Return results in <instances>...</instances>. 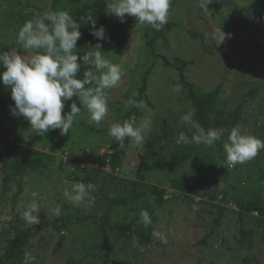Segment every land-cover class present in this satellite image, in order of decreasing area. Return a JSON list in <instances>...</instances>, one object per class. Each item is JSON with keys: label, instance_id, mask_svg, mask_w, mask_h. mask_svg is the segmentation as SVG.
Wrapping results in <instances>:
<instances>
[{"label": "trees", "instance_id": "16d2710c", "mask_svg": "<svg viewBox=\"0 0 264 264\" xmlns=\"http://www.w3.org/2000/svg\"><path fill=\"white\" fill-rule=\"evenodd\" d=\"M48 1L0 0V52L15 49L29 56L32 52L26 53L17 43L18 31L25 21L35 20L48 11L66 10L80 23L81 37L76 49L80 56L88 51H95L94 46L97 43L101 44L102 55L108 60L113 55L122 54L130 41L132 30L137 29L138 26L142 31L141 49L143 50L140 56L144 57L141 64L143 69L138 77L132 80L134 91L124 96L125 101L120 102V106L113 105V111L117 116L115 123L122 124L124 120H130L137 125L141 108L136 106L137 103L142 105L146 103L155 111L161 110L162 105L152 103L147 94L151 84V74L161 64L164 68L179 71L177 81L172 77H168L167 80L185 91V101L182 100V103L186 106L176 114L172 108L168 109L164 116L167 118L166 122H162L165 119L162 118L163 116L162 119L159 118L160 121L154 122L135 180H127L121 176L124 173L122 165L128 148L134 146L133 142L126 138L121 146L107 134L106 151L99 163L102 168L88 166L80 170L89 177L88 182H84L85 186L90 183L94 188V199L90 202L92 211L87 213L82 208L72 211L71 206L62 205L63 210L59 216L50 221L31 226L11 222L9 230L4 229L0 232V245L6 243L3 253L0 254V264H23L26 252L31 253L35 248L45 250L47 242L43 237L44 229H51L58 234V241L53 248L54 255L64 250L69 236L72 235L71 247L83 257L72 256L66 264H84L86 261L88 264H99V262L130 264L131 258L127 260L115 257L114 252L118 250L126 253L127 256L129 250L131 252L132 249L159 245L154 238L157 215L169 189L180 193L189 202L199 199L198 202L211 207L208 214L213 217L212 228L198 245L207 246L212 238L219 237L224 220L232 211L238 215L240 224L234 236L236 244L248 251L254 249L256 238L259 237L258 228L264 229V150L246 164L227 167L223 143L227 141L228 133L235 126H239L244 133L252 127L254 128L252 135L264 139V123L260 122L264 119V77L256 78L258 72L255 77H247L246 73L248 69L252 70V64H244L247 68L236 73L237 81L234 88L239 90L237 97L235 92L227 95L224 83L210 91H205L195 82L188 80L182 67L175 63V57L170 56L171 39L176 37L165 31L167 23L161 31H156L150 25H140L132 16H127L125 22L121 23L115 15L106 13V0ZM182 1L172 0L170 15L179 8ZM28 10L33 13H27ZM212 15L218 16L225 28L248 35L252 41L248 46V57L256 63L257 70L264 71V0H256L253 18L249 23L238 21L223 10L220 4H214ZM95 21L96 28L104 26L106 30L107 38L103 41H98L91 35L93 31L91 23ZM188 34L192 39L201 41V47L204 49L202 57L212 55L218 50L215 45L207 43L204 33L189 29ZM165 45L168 50H165ZM91 47L93 48L90 49ZM4 70L0 67V71ZM86 70L91 71L93 76L99 75V73L96 75L95 68L82 65L78 78L82 79ZM243 89H247V92ZM109 91L106 90L107 95ZM73 99L80 106L77 98L73 97ZM71 103L72 101L66 103L65 113L70 111ZM13 108L11 88L0 82V197L6 198L13 188H16L11 198L12 209H15L20 197L25 193V185L29 177L49 178L52 175L57 158L54 151L46 152V148L56 149L57 145L62 143L71 150L74 144H67V138L56 141L55 135L59 134V129L49 131L45 136L34 132V139H29L30 123L22 116H14ZM193 109H195L193 119L205 130L208 128L227 130L221 141L211 147L195 143H176V138L181 132H185L191 138L192 131L181 122L179 117L190 113ZM86 112L88 113L86 109L81 108V115L76 120ZM257 112H260L261 116L256 114ZM82 124L85 125V122L83 121ZM101 128V124L99 126L92 124L90 129L85 128L84 132L87 135L92 133L89 135L97 137L95 135L101 133ZM36 145L40 146V149L36 148ZM171 162L184 164L186 174H179L164 182L157 180L164 185L149 182V175H153L157 167ZM68 179L77 181V174L73 172ZM208 182L213 183L214 186L211 188ZM40 202L41 199L38 200V203ZM233 206L234 210L230 208ZM212 209L216 210L212 211ZM142 210H147L153 221L147 228L138 222ZM17 220L19 223L22 221L20 215H17ZM251 221L253 224L247 228L246 223ZM79 229L82 231H78ZM11 234L12 238L9 237ZM133 235L138 238L137 245L133 244ZM261 239L264 240V234ZM220 240L221 246L227 248L226 238L220 237ZM228 249L232 250L230 247ZM201 262L202 260H199V264ZM244 263L261 264L257 258H245ZM230 264H240V262L235 261L233 257Z\"/></svg>", "mask_w": 264, "mask_h": 264}, {"label": "rangeland", "instance_id": "374dc122", "mask_svg": "<svg viewBox=\"0 0 264 264\" xmlns=\"http://www.w3.org/2000/svg\"><path fill=\"white\" fill-rule=\"evenodd\" d=\"M214 4H220L223 10L227 11L238 21L249 23L253 18L256 0H212L207 17H205L197 0H183L179 8L172 11L169 22H167L165 27V31L168 32L167 34L171 33V36L176 37V39H171L172 45H169V54L172 58L173 56L175 57V63L182 67L187 79L195 82L205 91H210L219 84L224 83L227 95L235 92V97H237L239 90L234 88L237 81L236 73L247 68L244 67V64H252V70L248 69L246 73L247 77H255L256 72L259 73V76L256 75V78L264 77V71L257 70L256 63L248 57V46L252 44L248 35L236 33L231 29L225 28L219 21V17L212 15ZM190 6H194L195 8L190 9ZM28 12L32 11L28 10ZM221 27L225 33L231 34V38H227L223 43L218 44L214 39V34ZM136 28L132 30L130 41L124 52L120 55H113L109 60L112 63L119 64L123 74L119 85L109 91V112L101 122V133L95 135L97 137H94L89 135L92 133L87 135L84 132L85 128L90 129L92 126L89 123V114L87 112L76 120L68 134L61 135L59 130V134L55 135V140L59 141L67 138V144H74V147L71 148L72 151L62 143L57 145V150L51 147L46 148V152L54 151L57 158L52 175L49 178L46 176L29 177L25 185V193L20 197L15 209H12L11 198L16 188H13L6 198L2 199L0 197V232L4 229L9 230L11 222L22 226L26 225L22 219V214L31 202L34 191L38 192L42 197L39 203L41 211L38 214L40 222L54 219L57 216L55 210L60 209L61 213L63 210L62 205L71 206L72 211L78 208L86 210L87 213L92 211L91 209L93 208H91L92 204L90 202L94 199V188L92 187L89 190V198H86L83 202L76 203L67 199L64 195L65 190L71 192L73 188L72 183H67L66 181L72 182L68 179V176L74 172L77 174L78 179L80 178L79 180L86 182L87 174L80 170L88 166L102 168L99 163L100 158L104 156L106 151L105 145H107L108 129L117 119L116 113L113 111V105L120 106V102L125 101L124 96L130 91H134V87L131 84L132 80L137 78L142 72L141 69H143L141 64L144 57L140 56L143 50L141 49L142 31L138 29V26ZM189 29H195L198 32L204 33L207 43L215 45L218 50H215L212 55L202 57L204 49L201 47V41L192 39L188 34ZM164 48L168 50L166 45ZM177 74H179V71L175 72L173 68H164L163 64L157 66L151 74V84L147 94L152 103L155 105L160 104L162 107H160L161 110L155 111L150 109L148 104L144 103L139 110L137 126L146 120H150L151 124L144 132L142 143L137 145L132 141L134 146L131 145L128 148L127 156L122 165L124 173L121 175L127 180L136 179L140 161L143 159L145 147L150 139V128H152L154 122L160 121L159 118L163 116L162 118L165 119L162 122L164 123L167 121V118L164 116L168 109L172 108L176 114L186 106V104L182 103L185 91L180 87L179 91H174L175 86L171 84V81L167 80L168 77H172L174 81H177ZM96 75H98L97 70ZM243 91L247 92V89H243ZM256 114L261 116L260 112ZM181 117L183 116L179 117L180 120ZM83 121L85 125L82 124ZM253 131L254 128L249 127L247 133L252 134ZM34 132L33 129H30L28 133L29 139H34ZM68 136H70L69 139ZM39 147L36 145V148L40 149ZM184 168L185 165L182 163H165L157 167V170L153 174L155 176L149 175L150 181H148L152 184L162 185L163 183L158 182V179L164 182L179 174L185 175L186 170ZM208 185L211 188L214 186L211 182H208ZM198 201L199 199L195 202H189L180 193L169 189L164 204L157 215L158 221L154 238L159 245L143 247V251L135 247L137 250L132 249L131 252L129 250L127 256H125L126 253H121L117 250L114 252V256L127 260L131 258L130 264H199V260H202L201 264H230L233 257L240 264H246L244 263L245 258H257L261 264H264V240L261 239L264 229L258 228L259 237L256 238L254 249L250 251L242 249L236 244L234 239L240 224L238 222V215L232 211L229 212L227 218L224 220L223 226L220 229V236L212 238L207 246L198 245L210 232L213 222V217L208 214L211 207ZM230 208L232 210L235 209L234 206ZM215 210L212 209V211ZM17 215L21 216L22 221L20 223L17 220ZM252 224L253 221L247 222L246 227L249 228ZM78 231L82 230L79 229ZM161 235L167 237V244L161 243ZM9 237L12 238L13 235L11 234ZM43 237L47 242V248L45 250L35 248L31 252L36 257V264H66L72 256L76 258L83 257V255H80L77 250L71 247L72 235L69 236V241L66 243L64 250L58 255L53 254V248L58 241V234L51 229H44ZM220 237L226 238L227 248L221 246ZM5 245L6 243L0 245V254L3 253ZM228 247L232 250H229ZM84 264H88L87 261ZM99 264L102 263L99 262Z\"/></svg>", "mask_w": 264, "mask_h": 264}, {"label": "clouds", "instance_id": "9594fccd", "mask_svg": "<svg viewBox=\"0 0 264 264\" xmlns=\"http://www.w3.org/2000/svg\"><path fill=\"white\" fill-rule=\"evenodd\" d=\"M205 17L209 14V5L212 0H197ZM106 13L115 15L120 22H125L127 16L135 17L140 25H150L156 31H161L169 22L172 0H106ZM91 35L98 41L105 40L104 26L95 27L96 21L91 23ZM80 23L66 10L48 11L35 20H27L20 27L17 34V43L30 56L20 51L0 52V82L10 86L11 98L14 101L12 114L22 116L29 123L30 128L38 135L45 136L52 130L59 129L61 135H66L76 122L84 107L89 113V123L99 126L109 112V96L106 90L119 85L122 79V68L112 63L102 55L101 44L97 43L95 51H88L84 55L77 54V42L81 37ZM231 38L222 27L216 30L214 39L218 44ZM91 47L90 49H92ZM82 65L95 68L99 75L93 76L91 71H84L83 78H78ZM179 86L174 91H179ZM76 97L79 101L73 99ZM72 101L70 111L65 113V105ZM137 107L142 104L137 103ZM195 109L181 117V122L192 131L191 138L181 132L176 138L177 144L195 143L211 147L222 140L226 129L208 128L205 130L193 119ZM264 123V119H261ZM150 120L140 125H134L130 120L112 124L108 134L121 146L126 138L137 145L142 143L144 132L149 128ZM226 153L225 164L235 167L237 164H246L264 150V139L241 131L235 126L228 133L227 141L223 143ZM72 183L71 192L65 190L67 199L80 203L89 198L90 183L85 186L82 181H66ZM42 199L38 192L32 193V200L24 210L22 219L26 225L39 224L38 214L41 211L38 200ZM59 216L60 209L55 210ZM257 215V213H254ZM145 228L153 221L147 210L140 212L138 221ZM161 243L167 244V237L161 235ZM133 244H138V238L133 235ZM141 251L144 249L141 248ZM23 264H36V257L30 252L24 254Z\"/></svg>", "mask_w": 264, "mask_h": 264}, {"label": "water", "instance_id": "95a60500", "mask_svg": "<svg viewBox=\"0 0 264 264\" xmlns=\"http://www.w3.org/2000/svg\"><path fill=\"white\" fill-rule=\"evenodd\" d=\"M76 180H77V181H82V182H83V180H79V179H76ZM88 180H89V177H87L85 181L88 182Z\"/></svg>", "mask_w": 264, "mask_h": 264}]
</instances>
